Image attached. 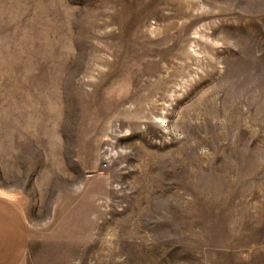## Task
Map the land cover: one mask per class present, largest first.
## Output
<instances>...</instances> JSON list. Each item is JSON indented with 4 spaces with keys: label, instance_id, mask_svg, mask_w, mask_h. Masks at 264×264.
<instances>
[{
    "label": "rangeland",
    "instance_id": "1",
    "mask_svg": "<svg viewBox=\"0 0 264 264\" xmlns=\"http://www.w3.org/2000/svg\"><path fill=\"white\" fill-rule=\"evenodd\" d=\"M0 195L20 264H264V0H0Z\"/></svg>",
    "mask_w": 264,
    "mask_h": 264
},
{
    "label": "crops",
    "instance_id": "2",
    "mask_svg": "<svg viewBox=\"0 0 264 264\" xmlns=\"http://www.w3.org/2000/svg\"><path fill=\"white\" fill-rule=\"evenodd\" d=\"M18 206L0 195V264H20L26 254L29 233Z\"/></svg>",
    "mask_w": 264,
    "mask_h": 264
}]
</instances>
